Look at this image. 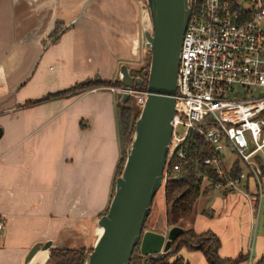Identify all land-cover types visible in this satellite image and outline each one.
<instances>
[{
	"label": "crops",
	"instance_id": "crops-1",
	"mask_svg": "<svg viewBox=\"0 0 264 264\" xmlns=\"http://www.w3.org/2000/svg\"><path fill=\"white\" fill-rule=\"evenodd\" d=\"M143 21L139 0H0V264L24 262L49 240L57 249L94 247L121 159L119 103L110 89L79 86L139 65ZM180 225L215 233L222 258L245 253L250 264L264 256V196L253 205L243 194L203 187ZM178 255L208 264L201 251Z\"/></svg>",
	"mask_w": 264,
	"mask_h": 264
},
{
	"label": "built area",
	"instance_id": "built-area-1",
	"mask_svg": "<svg viewBox=\"0 0 264 264\" xmlns=\"http://www.w3.org/2000/svg\"><path fill=\"white\" fill-rule=\"evenodd\" d=\"M189 5L164 182L171 167L179 170L173 161L185 158V142L195 132L216 154L205 161L215 167L216 178L205 176L202 188L240 193L254 205L264 196V0H189ZM109 89L138 94L141 108L147 101V88ZM227 152L245 164L237 176L222 169ZM249 182L253 192L244 189Z\"/></svg>",
	"mask_w": 264,
	"mask_h": 264
},
{
	"label": "water",
	"instance_id": "water-1",
	"mask_svg": "<svg viewBox=\"0 0 264 264\" xmlns=\"http://www.w3.org/2000/svg\"><path fill=\"white\" fill-rule=\"evenodd\" d=\"M150 15L152 28L144 27L145 49L151 54L147 77V101L135 124L133 141L108 212L98 221L101 230L85 264H130L140 244L143 256L169 252L184 232L173 227L167 235L145 230L154 199L164 185L173 134L175 96L183 37L190 19L189 0H139ZM55 40V38H54ZM120 83L128 88L144 86V78L134 76L121 65ZM129 99L122 94L121 103ZM3 129L0 128V138ZM53 241L36 243L24 264H32L39 253L49 252Z\"/></svg>",
	"mask_w": 264,
	"mask_h": 264
},
{
	"label": "trees",
	"instance_id": "trees-1",
	"mask_svg": "<svg viewBox=\"0 0 264 264\" xmlns=\"http://www.w3.org/2000/svg\"><path fill=\"white\" fill-rule=\"evenodd\" d=\"M61 25H57L55 33H58ZM98 85V84H97ZM107 84L104 82L103 86ZM91 87V82L79 88ZM139 87V86H138ZM147 88V78H144V86ZM70 90L60 94L50 95L42 100L34 101L32 104L40 103L65 95ZM130 100L124 103V107L118 111L121 159L117 168L116 179L121 175L127 159V148L132 141H129L128 134L133 132V127L139 117L140 111L137 108L129 107ZM185 158L182 160L175 159L173 162L179 165V170L171 167L165 186V202L167 205V222L176 227L182 221L193 216L196 204L202 194V182L205 176L216 178V169L206 165L205 161L209 158L216 157L211 146L205 139L197 133L192 132L184 145ZM222 169L228 177L237 176L243 170L239 160L235 161L233 166L228 169L222 165ZM146 229V226H145ZM175 251L172 253H163L155 256H143L140 250V244L135 248L130 264H186L182 257L178 256L172 260L181 249L187 248L191 251H201L204 253L208 264H248L249 256L240 253L235 259H225L219 255L221 247L220 238L213 232L197 233L194 229H186L183 234L173 242ZM172 247V248H173ZM57 252V250H55ZM84 257L80 258L79 264H84ZM70 264H72L70 262ZM250 264H264V256Z\"/></svg>",
	"mask_w": 264,
	"mask_h": 264
},
{
	"label": "rangeland",
	"instance_id": "rangeland-1",
	"mask_svg": "<svg viewBox=\"0 0 264 264\" xmlns=\"http://www.w3.org/2000/svg\"><path fill=\"white\" fill-rule=\"evenodd\" d=\"M148 24H149V27L152 28L150 15L148 14V16H147L144 13L143 26L145 27V25L147 26ZM54 34H56V33L54 32ZM143 41L145 42L144 36H143ZM144 54H145L144 59L140 60L139 65H137V66H135V68L133 67V69H131V72H132V74L134 76H137V73L139 71H141L143 69H146V68L148 70L149 67H150L151 54L146 49L144 50ZM89 82H91V87H94V88H101L102 87V88L109 89V88L115 87V89L117 90V88L121 85L119 79L112 80V81H102V80H99V79L96 78L94 80H90ZM104 82L107 84V86L106 85L103 86ZM141 89H144V88H141ZM115 92H116L117 97H118L119 109H121V108H123L125 106L120 101L121 98H122V93H120L119 91H115ZM129 100H130V103H129L128 106L132 107V108H137V111L141 112L142 108H141V105L138 102V94L130 95L129 96ZM139 115H140V113H139ZM134 131H135V126L133 127V132L130 133L131 135L128 134L129 141H133ZM131 144H132V142H131ZM131 144L128 146L127 152H128V149L130 148ZM237 160H239L241 168L246 169L244 162L238 157V155L232 154V153H228V152L226 153V156H225L224 165L227 168H231L232 165ZM166 183L167 182H164L163 187L161 188V190L158 192V194L156 195V197L154 199L153 206H152V209H151V214H150V216H149V218H148V220L146 222V225H145L146 229L144 230V232H147V231H152V232H154V231H163L164 227H166V228L167 227H169V228L172 227L167 222V220H166L167 223H164V222L161 223L160 222V217H159V215H160V213H159L160 212L159 211L160 210L159 209L160 208L159 205L160 204L163 205V202H162L161 198L164 197V200H165V186H166ZM115 186H116V180H115V183L113 185L112 198H113V195L115 193ZM112 198H111V200H112ZM108 210H109V207L107 208L105 214L108 212ZM105 214H103V215H105ZM162 218L164 219L165 217L162 215ZM176 227H181V225L176 226ZM168 232H169V230H165L163 234L167 235ZM172 247H173V244H172ZM172 247H171L169 253H172V252L175 251V247H173V248ZM55 250H57V252H55ZM92 250H93L92 246H90L88 249H81L78 246H77V248H62V249H57L56 248V249H53V250L48 252V261H47L46 264H70V262L72 264H79V260L82 257H84V259H85V262H84V264H85L86 261H87L88 256L92 252ZM178 256L179 255L177 254L176 256L173 257L172 260H175ZM17 264H24V262L20 259V260L17 261Z\"/></svg>",
	"mask_w": 264,
	"mask_h": 264
},
{
	"label": "bare ground",
	"instance_id": "bare-ground-1",
	"mask_svg": "<svg viewBox=\"0 0 264 264\" xmlns=\"http://www.w3.org/2000/svg\"><path fill=\"white\" fill-rule=\"evenodd\" d=\"M100 231H101L100 229H96V234H99ZM46 257L48 261V252L39 253L32 262V264H46L47 263V261H45Z\"/></svg>",
	"mask_w": 264,
	"mask_h": 264
},
{
	"label": "flooded vegetation",
	"instance_id": "flooded-vegetation-1",
	"mask_svg": "<svg viewBox=\"0 0 264 264\" xmlns=\"http://www.w3.org/2000/svg\"><path fill=\"white\" fill-rule=\"evenodd\" d=\"M147 70V68L146 69H143V70H141V71H139L138 73H137V76H140V77H142V78H147L146 76H145V71Z\"/></svg>",
	"mask_w": 264,
	"mask_h": 264
}]
</instances>
